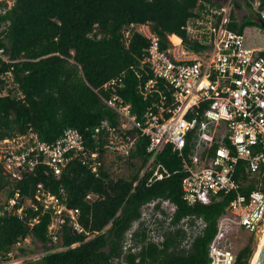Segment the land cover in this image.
<instances>
[{
  "label": "trees",
  "instance_id": "obj_1",
  "mask_svg": "<svg viewBox=\"0 0 264 264\" xmlns=\"http://www.w3.org/2000/svg\"><path fill=\"white\" fill-rule=\"evenodd\" d=\"M196 0H16L7 18L9 23L0 39L3 53L13 63H0V69L10 66L18 89L23 94L0 95V139L14 133H34L44 142L54 141L65 127L76 128L88 148L94 146L91 136L101 120L117 122V114L103 99L112 95L129 104L130 113L137 119L155 96L143 97L139 86L150 75L144 57L145 39L134 33L125 41L122 27L128 22H147L150 30L165 44L166 35L183 36L179 28L191 15ZM260 6L264 0H259ZM229 28L242 32L251 24L243 17L235 22L229 12ZM264 24V22H261ZM112 77L121 79L112 92L102 84ZM97 174L82 163L79 157L70 160L59 175L41 165L23 171L20 179H9L0 165V261L26 256L34 250L24 242L37 240L44 252L23 264H205L207 243L214 233V221L232 192L207 205H186L181 199L180 160L165 145L156 155L169 172L167 177L149 185V171L143 170L148 159L145 137H137L130 152L115 157L125 174L111 173L107 151L101 149L104 133L98 134ZM241 161L237 162L239 171ZM143 170V171H142ZM236 175V174H235ZM37 184L52 193L62 189L65 204L79 210L78 221L83 229L94 235L85 240L84 233L61 224L55 231L62 236V248L57 249L48 232L51 213L25 205L35 202ZM245 189L242 188L241 191ZM17 192L18 196L14 197ZM93 194L90 199L87 194ZM168 199L175 205L172 228L163 231L160 247L145 240V230L139 225L131 233L132 245L123 252L125 233L139 217V207L154 198ZM12 198L9 208L6 201ZM20 208L19 214L15 210ZM195 215L205 221L200 234L188 247L180 245L185 232L175 223L185 215ZM34 219V221H33ZM73 247L72 243H76ZM240 264H247L250 250Z\"/></svg>",
  "mask_w": 264,
  "mask_h": 264
},
{
  "label": "built area",
  "instance_id": "obj_2",
  "mask_svg": "<svg viewBox=\"0 0 264 264\" xmlns=\"http://www.w3.org/2000/svg\"><path fill=\"white\" fill-rule=\"evenodd\" d=\"M15 2L0 0V39ZM235 9L245 15L250 9L260 23L264 22V5L260 6L259 0H196L191 15L179 27L183 36L167 34L163 46L147 22L126 23L121 30L125 41L137 33L146 42L141 62L147 64L150 76L139 91L143 97L155 92L140 118L130 113L129 104L121 97L112 95L103 101L117 114V122L100 121L91 134L92 149L73 127H65L52 142L41 141L30 132L14 133L0 139L2 173L9 179H20L23 171L41 165L59 175L70 160L79 157L97 174V140L103 132L100 148L113 158L127 155L137 137H145L148 159L143 170L150 172L146 179L149 185L169 175L155 161L158 152L169 145L180 160L179 187L186 205H207L220 194L233 193L215 218L205 264H234L229 234L242 231L258 236L264 226V47L248 46L242 32L229 28V12L232 10L235 17ZM17 60L9 59L0 46V63ZM120 83L119 77H112L102 87L113 92ZM17 87L12 67L0 69V95L12 93L22 98ZM65 196L62 189L52 193L37 184L35 202L27 199L24 203L51 213L48 232L57 244L59 235L55 231L61 224L84 233L85 240L92 237L94 234L85 231L78 221V208L65 204ZM92 197L91 193L86 195L87 199ZM12 202L8 199L5 208ZM174 209L171 201L158 197L141 204L139 217L125 233L123 252L128 247L134 250L131 233L139 225L145 230V240L160 247L163 231L174 226L170 223ZM15 212L19 214L20 208ZM205 224L193 214L179 218L175 226L185 232L180 245L188 247Z\"/></svg>",
  "mask_w": 264,
  "mask_h": 264
},
{
  "label": "rangeland",
  "instance_id": "obj_3",
  "mask_svg": "<svg viewBox=\"0 0 264 264\" xmlns=\"http://www.w3.org/2000/svg\"><path fill=\"white\" fill-rule=\"evenodd\" d=\"M245 12L246 15L244 12H241L238 9H235L234 11L237 21L241 20L243 17H246L249 20H251V24L245 26L242 30L245 43L248 46H252V47H264V24L260 23L256 15L250 9H246ZM107 160L112 161L113 160L112 155H108ZM112 162L113 163L109 165V170L111 171V173L117 175H121V174L124 175L126 172L124 166L119 165V163H117L115 160H113ZM248 235L251 234L242 231H240L239 233L232 231L229 234V239L231 240V250L234 252L238 251L246 242V237ZM252 237H253L252 241L249 244L250 255L247 264H250L251 258L256 248V244H257L256 240L258 239L257 235H253ZM24 242L34 250L32 254H28L26 256H20V257H12L10 254V256L7 259L0 261V264H23V260L28 258H36L41 254H43L44 247L49 248L48 244L42 245L37 240L31 242L29 237L24 238Z\"/></svg>",
  "mask_w": 264,
  "mask_h": 264
},
{
  "label": "water",
  "instance_id": "obj_4",
  "mask_svg": "<svg viewBox=\"0 0 264 264\" xmlns=\"http://www.w3.org/2000/svg\"><path fill=\"white\" fill-rule=\"evenodd\" d=\"M263 188H264V182H263ZM61 239H62V236L59 235L58 244H57L59 247L62 246V240ZM234 264H240V261L238 259H236ZM252 264H264V245L256 253Z\"/></svg>",
  "mask_w": 264,
  "mask_h": 264
},
{
  "label": "flooded vegetation",
  "instance_id": "obj_5",
  "mask_svg": "<svg viewBox=\"0 0 264 264\" xmlns=\"http://www.w3.org/2000/svg\"><path fill=\"white\" fill-rule=\"evenodd\" d=\"M252 235H248L247 237H246V242L244 243V245L240 248V249H242V248H244V255L247 253V251L249 250V244L251 243V241H252ZM138 249V246L137 245H135L134 246V250L133 251H136ZM239 249V250H240ZM238 250V251H239ZM238 251H236L235 252V259H238L240 262H241V260H242V256L239 254L238 255Z\"/></svg>",
  "mask_w": 264,
  "mask_h": 264
},
{
  "label": "bare ground",
  "instance_id": "obj_6",
  "mask_svg": "<svg viewBox=\"0 0 264 264\" xmlns=\"http://www.w3.org/2000/svg\"><path fill=\"white\" fill-rule=\"evenodd\" d=\"M256 248H255V251L253 253V256L251 258V261H250V264L253 263V259L256 255V253L258 252V250L264 245V226H263V229L261 230V232L259 233L258 235V239L256 240Z\"/></svg>",
  "mask_w": 264,
  "mask_h": 264
}]
</instances>
